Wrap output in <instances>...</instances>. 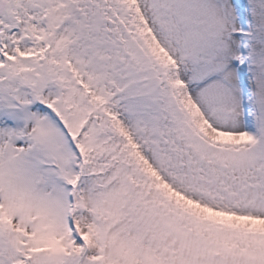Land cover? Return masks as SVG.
Here are the masks:
<instances>
[{
  "label": "snow or ice",
  "instance_id": "1",
  "mask_svg": "<svg viewBox=\"0 0 264 264\" xmlns=\"http://www.w3.org/2000/svg\"><path fill=\"white\" fill-rule=\"evenodd\" d=\"M0 264H264V0H0Z\"/></svg>",
  "mask_w": 264,
  "mask_h": 264
}]
</instances>
